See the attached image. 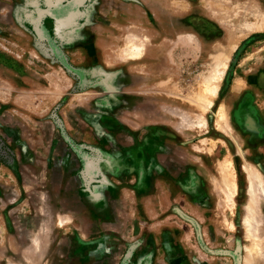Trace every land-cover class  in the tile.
I'll return each instance as SVG.
<instances>
[{
  "label": "rangeland",
  "instance_id": "1",
  "mask_svg": "<svg viewBox=\"0 0 264 264\" xmlns=\"http://www.w3.org/2000/svg\"><path fill=\"white\" fill-rule=\"evenodd\" d=\"M244 168L264 0H0V264H264Z\"/></svg>",
  "mask_w": 264,
  "mask_h": 264
},
{
  "label": "bare ground",
  "instance_id": "2",
  "mask_svg": "<svg viewBox=\"0 0 264 264\" xmlns=\"http://www.w3.org/2000/svg\"><path fill=\"white\" fill-rule=\"evenodd\" d=\"M235 46V45H234ZM133 49V48H132ZM133 51V50H132ZM134 51H135V49H134ZM137 51V50H136ZM134 54L135 53H137V52H133ZM132 53V54H133ZM131 54V53H130ZM131 54V55H132ZM222 57V56H221ZM223 60V58L221 59V61H219V62H217L218 64H217V66L219 65H221V66H226V65H224L222 62H226V60H224V61H222ZM220 62L222 63V64H220ZM217 66H215L216 67V69L217 68H219V66L217 67ZM221 68V67H220ZM224 68V67H223ZM222 69V68H221ZM220 73H222L221 71H219ZM223 72H224V69H223ZM217 73V72H216ZM218 74V73H217ZM212 75H214V74H212ZM215 76H216V74H215ZM214 76V79H216V77ZM213 77V76H212ZM211 76H210V78H212ZM218 77V76H217ZM220 77V76H219ZM218 77V78H219ZM209 79V78H208ZM213 79V78H212ZM210 80V79H209ZM220 80V79H219ZM209 81L208 80H206V83H207V86L210 84V83H208ZM211 83L212 82H214V80H211L210 81ZM217 81L215 80V83H216ZM208 88H209V90H208ZM212 88L214 89V86L212 85ZM211 89V87H207V92L206 93H208L209 91H211L210 90ZM212 89V90H213ZM213 91H211V92H209V94L210 93H212ZM213 94V93H212ZM199 99H201L200 97H198V99L197 100H199ZM200 101V100H199ZM201 101H202V99H201ZM197 102V101H196ZM205 102H206V99H205ZM205 102L203 101V103L205 104ZM202 105V104H201ZM207 105L208 104H206V108H208L207 107ZM209 105H211V103L209 102ZM205 106V105H204ZM199 107V106H198ZM203 107V106H202ZM199 108H201V107H199ZM204 108V107H203ZM181 113V112H180ZM219 114V113H218ZM221 115L223 116V114L221 113ZM220 115V116H221ZM218 118H219V116H218ZM217 118V119H218ZM217 121V120H216ZM202 123V122H201ZM217 123V122H216ZM199 126H200V124H198ZM226 165V164H225ZM224 165V166H225ZM220 167V166H219ZM231 167V163L228 161V163H227V165L221 170V176L224 178H222L221 180H224V182H223V186H224V190L226 191V195H224V198H225V196L231 201L232 200V197L234 196V192H235V185L233 184V183H230V182H228V176H226V172H228V170H229V168ZM245 167V166H244ZM251 168V167H250ZM249 169V168H248ZM247 168H244V173H245V177H247V182H246V196L248 197V202H247V204L245 205V211H244V213H246V216L244 217V228L246 229V232L247 233H250L249 231H251V229L254 227L253 225L255 224V222L253 223V221L254 220H252V217L254 216H249V215H252L253 214V210H254V213H255V209H254V199H255V197H256V195H258V193H260V191H263L264 192V190H262V189H264L263 188V185H262V182L261 181H259L260 179H259V177L257 176V174L254 172V170H248ZM224 194V193H223ZM261 194V193H260ZM262 196V195H261ZM264 196V195H263ZM227 198H225L226 200H227ZM228 201V200H227ZM226 202V201H225ZM227 203H230L229 201L227 202ZM230 205H231V203H230ZM225 206H226V204H225ZM232 209V208H231ZM257 222V221H256ZM255 229V228H254ZM254 229H252V230H254ZM251 235H252V233H251ZM254 238V237H253ZM34 246V245H33ZM38 247V246H37ZM249 248V247H248ZM248 248H246L245 250H248ZM248 252V251H247ZM250 252V251H249ZM251 252H252V250H251ZM256 252V251H255ZM253 253V252H252ZM253 258V257H252ZM252 260V259H251Z\"/></svg>",
  "mask_w": 264,
  "mask_h": 264
}]
</instances>
